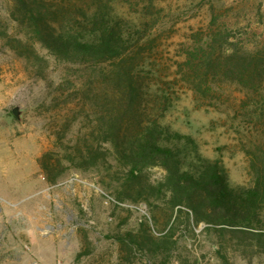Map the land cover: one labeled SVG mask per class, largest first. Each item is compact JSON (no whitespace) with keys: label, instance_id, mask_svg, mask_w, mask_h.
I'll return each mask as SVG.
<instances>
[{"label":"trees","instance_id":"obj_1","mask_svg":"<svg viewBox=\"0 0 264 264\" xmlns=\"http://www.w3.org/2000/svg\"><path fill=\"white\" fill-rule=\"evenodd\" d=\"M120 1L136 12L133 20L114 10V0H7L10 18L25 28V40L11 38L15 45L7 40L17 55L38 59L33 42L39 43L58 60L89 71L83 86L72 89L67 100L92 102L93 117L85 111L88 131L79 133L71 146L60 148L64 159L79 169L111 168L113 150L120 169L115 176L121 179V189L112 197L116 205L128 200L156 208L159 201L168 215L164 227L175 211L167 230L157 225L153 230L152 220L143 217L139 231L114 237L119 247L116 264H136L138 258L146 264H165L175 249L173 234L182 214L187 223L191 216L194 225L202 222L215 234V252L223 264H228L226 244L232 240L243 254L264 253V43L246 47L247 34L237 33L241 23L224 18L217 0H206L208 23L191 31L181 44V60L173 80L168 79V84L174 78L175 83L181 81L207 105L213 104L212 93H220L223 81L244 91L235 111L246 127L235 132L253 183L241 187L231 184L216 160L203 157L189 135L147 115L146 103L154 94L157 108L165 106L162 88L152 93L144 82L149 73L144 64L156 46L161 18L153 0ZM1 37L8 36L3 32ZM58 155L50 151L39 159L49 183L63 172L54 173ZM153 166L166 172L156 184L145 173Z\"/></svg>","mask_w":264,"mask_h":264},{"label":"rangeland","instance_id":"obj_2","mask_svg":"<svg viewBox=\"0 0 264 264\" xmlns=\"http://www.w3.org/2000/svg\"><path fill=\"white\" fill-rule=\"evenodd\" d=\"M113 3L117 13L136 17L127 3ZM153 4L161 21L155 30L156 46L144 64L149 72L144 82L149 92L160 93L162 88L165 106L157 108L154 94L146 103L147 115L189 135L203 157L219 163L231 184L252 185L249 161L235 132L246 127L235 111L245 96L241 87L223 81L220 93H212L213 104L207 105L181 81L175 83L176 78L168 84L181 60V44L191 31L208 23L206 0H153ZM9 6L0 0V264H116L119 247L114 237L139 231L143 217L152 220L153 230L156 225L162 229L168 217L164 205L158 201L152 208L128 200L115 204L121 179L115 176L120 169L113 150L108 159L111 168L79 169L64 159L60 148L71 146L79 133L88 131L87 121L93 117L92 102L67 100L72 89L83 86L89 71L58 60L39 43L33 42L38 59L17 55L7 40H25V28L10 18ZM217 7L224 18L241 23L237 33L247 34L246 47L264 43V0H217ZM3 32L7 38L1 37ZM66 81L72 88H66ZM14 106L20 107V119L12 114ZM85 111L91 115L88 119ZM50 151L61 158L53 162L54 173L63 169L55 183L47 181L39 165L40 157ZM145 173L156 184L166 172L153 166ZM174 215L175 211L165 230ZM189 217L187 223L180 216L173 234L177 243L165 264H223L215 252V234L202 222L194 225ZM233 243L226 244L228 264H264V253L243 254V248ZM136 264L146 262L138 258Z\"/></svg>","mask_w":264,"mask_h":264},{"label":"water","instance_id":"obj_3","mask_svg":"<svg viewBox=\"0 0 264 264\" xmlns=\"http://www.w3.org/2000/svg\"><path fill=\"white\" fill-rule=\"evenodd\" d=\"M12 114L17 118V119H20V115H21V110H20V107L19 106H14L12 108Z\"/></svg>","mask_w":264,"mask_h":264},{"label":"built area","instance_id":"obj_4","mask_svg":"<svg viewBox=\"0 0 264 264\" xmlns=\"http://www.w3.org/2000/svg\"><path fill=\"white\" fill-rule=\"evenodd\" d=\"M114 201V200H113Z\"/></svg>","mask_w":264,"mask_h":264}]
</instances>
